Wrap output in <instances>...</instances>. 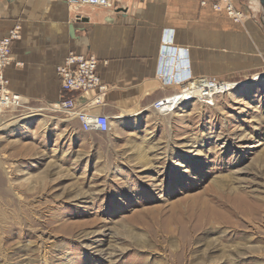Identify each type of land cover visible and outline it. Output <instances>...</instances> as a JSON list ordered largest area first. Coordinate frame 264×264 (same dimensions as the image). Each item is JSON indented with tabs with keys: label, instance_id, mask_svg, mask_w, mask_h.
<instances>
[{
	"label": "rangeland",
	"instance_id": "rangeland-1",
	"mask_svg": "<svg viewBox=\"0 0 264 264\" xmlns=\"http://www.w3.org/2000/svg\"><path fill=\"white\" fill-rule=\"evenodd\" d=\"M263 72L153 113L111 162H67L54 113L0 112V264H264Z\"/></svg>",
	"mask_w": 264,
	"mask_h": 264
},
{
	"label": "crops",
	"instance_id": "crops-1",
	"mask_svg": "<svg viewBox=\"0 0 264 264\" xmlns=\"http://www.w3.org/2000/svg\"><path fill=\"white\" fill-rule=\"evenodd\" d=\"M111 1L113 7L73 6L67 0H0V37L16 25L20 33L13 42L12 64L4 69L10 88L22 96L24 111L54 113L66 122L62 131L70 142L68 151L61 153L67 162L78 157L75 151L80 149L85 157L107 162L113 155L124 156L119 149L127 146L126 133L138 131L137 124L157 113L154 102L179 88L164 83L160 68L169 74L228 80L264 65V29L251 6L258 0H235L248 12L241 22L203 6L201 0ZM73 52L98 60L106 88L91 111L109 117L107 132L85 131L78 119L52 110L61 98L57 67ZM82 93L76 95L81 107L99 91Z\"/></svg>",
	"mask_w": 264,
	"mask_h": 264
},
{
	"label": "built area",
	"instance_id": "built-area-1",
	"mask_svg": "<svg viewBox=\"0 0 264 264\" xmlns=\"http://www.w3.org/2000/svg\"><path fill=\"white\" fill-rule=\"evenodd\" d=\"M70 5H90L101 7H113L111 0H67ZM201 4L211 5L215 10L225 11L236 22L244 20L245 8L235 0H201ZM19 26L16 25L4 37H0V112L23 110V98L19 93L10 88V81L5 75L4 69L12 64L13 42L19 39ZM168 41L165 36L164 42ZM167 46H163L165 53ZM98 60L94 56H83L70 53L65 61L57 67L61 77V98L52 110L61 112L68 118L78 119L85 131L107 132L110 129V119L104 114L93 113L91 108L99 103L104 95L105 86L101 83L98 74ZM159 76L168 85H176L179 88L171 94L157 100L153 108L161 115H169L182 108L184 105L195 102H204L214 105L216 99L228 91L235 84L230 80H220L213 77H194L191 73L182 74L175 72L169 74L162 68L158 71ZM98 89V95L82 107L77 105V92L86 93ZM82 93V94H83Z\"/></svg>",
	"mask_w": 264,
	"mask_h": 264
},
{
	"label": "bare ground",
	"instance_id": "bare-ground-1",
	"mask_svg": "<svg viewBox=\"0 0 264 264\" xmlns=\"http://www.w3.org/2000/svg\"><path fill=\"white\" fill-rule=\"evenodd\" d=\"M256 78H258V79H260V78H264V72L261 73V74H258V75L256 76ZM233 87H234V86H233ZM233 87H232V85H231L230 89L233 88ZM140 148H141V146H140ZM255 213L257 214L258 212L255 211ZM257 215H258V214H257ZM263 217H264V216H263Z\"/></svg>",
	"mask_w": 264,
	"mask_h": 264
},
{
	"label": "water",
	"instance_id": "water-1",
	"mask_svg": "<svg viewBox=\"0 0 264 264\" xmlns=\"http://www.w3.org/2000/svg\"><path fill=\"white\" fill-rule=\"evenodd\" d=\"M261 2L264 4V0H261Z\"/></svg>",
	"mask_w": 264,
	"mask_h": 264
}]
</instances>
